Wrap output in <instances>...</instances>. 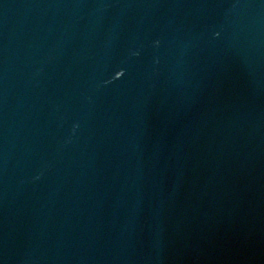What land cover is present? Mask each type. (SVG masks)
<instances>
[{"label": "water", "instance_id": "water-1", "mask_svg": "<svg viewBox=\"0 0 264 264\" xmlns=\"http://www.w3.org/2000/svg\"><path fill=\"white\" fill-rule=\"evenodd\" d=\"M0 264H264V0H0Z\"/></svg>", "mask_w": 264, "mask_h": 264}]
</instances>
